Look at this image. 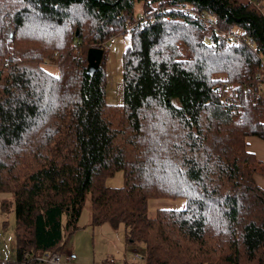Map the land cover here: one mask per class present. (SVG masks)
I'll return each instance as SVG.
<instances>
[{
	"label": "trees",
	"instance_id": "obj_1",
	"mask_svg": "<svg viewBox=\"0 0 264 264\" xmlns=\"http://www.w3.org/2000/svg\"><path fill=\"white\" fill-rule=\"evenodd\" d=\"M135 1L0 0V191L18 256L62 252L88 198L91 223H122L142 244L140 264H264V160L246 141L264 139V12L255 0H141L133 20ZM123 31L122 102L108 104L103 44ZM92 46L103 53L88 70ZM117 170L123 184L106 185ZM150 197L185 205L147 216Z\"/></svg>",
	"mask_w": 264,
	"mask_h": 264
},
{
	"label": "rangeland",
	"instance_id": "obj_2",
	"mask_svg": "<svg viewBox=\"0 0 264 264\" xmlns=\"http://www.w3.org/2000/svg\"><path fill=\"white\" fill-rule=\"evenodd\" d=\"M258 1L264 12V0ZM142 5L143 2L141 0L135 1L132 12L133 20L142 15ZM5 22L4 39L11 42L15 33L8 17ZM9 30L13 31L11 36H8ZM206 32L209 33V30ZM112 34H115L117 49L112 51L103 45L105 55L103 59V69L105 72L104 97L106 103L118 104L122 102V54L128 43L129 33L123 31ZM20 37L23 36H19L17 41L19 44H23L25 40L20 39ZM260 57L264 59L262 54ZM47 58L45 65L52 71L56 70L55 59L52 56H48ZM104 183L108 186L122 185L123 172L121 170L114 171L105 177ZM4 205L7 208L6 211L2 210V206L4 208ZM184 205L185 199L183 197H150L147 200L146 215L153 216L159 208H182ZM11 206L12 194L8 191H0V217H2L0 227L2 231L4 228V235L9 239H12L14 231V214ZM78 224L79 227L68 236L66 245L64 246V248L70 249L77 254L78 259H74V264H102L109 258H113L115 264H140V261L132 259L131 254L133 250L141 253L142 244H132L126 240L122 223L116 226L106 221L98 224L91 223L88 198L82 207Z\"/></svg>",
	"mask_w": 264,
	"mask_h": 264
},
{
	"label": "built area",
	"instance_id": "obj_3",
	"mask_svg": "<svg viewBox=\"0 0 264 264\" xmlns=\"http://www.w3.org/2000/svg\"><path fill=\"white\" fill-rule=\"evenodd\" d=\"M255 4L257 8L262 9L258 1L255 0ZM202 19L209 23L208 18L202 17ZM210 24H211V27H210L211 31L216 30L219 37L224 35L223 31L217 30L213 22H210ZM228 35L230 37H235V35L231 32L228 33ZM248 41L252 43L251 38H249ZM103 45L108 47L107 49H110L112 51L116 50L117 47H116L115 35L113 34L109 35ZM257 78L258 80L256 81L255 86H254V94L257 97H260L262 100H264V86H263L264 59H262L260 56H259L258 67H257ZM229 88L230 87L226 83H222L220 84L219 87H217V92L220 94V96L222 97L225 103L232 101V95H231V92L229 91ZM131 256L133 260L141 261L142 259V253L136 250L132 251ZM75 258H76V254L70 249L59 252L53 248V249L45 251L42 254H38L34 256L24 251L22 252L20 256L17 257L16 260L0 259V264H73V261ZM102 264H115V261L113 258H109L107 261H105Z\"/></svg>",
	"mask_w": 264,
	"mask_h": 264
},
{
	"label": "crops",
	"instance_id": "obj_4",
	"mask_svg": "<svg viewBox=\"0 0 264 264\" xmlns=\"http://www.w3.org/2000/svg\"><path fill=\"white\" fill-rule=\"evenodd\" d=\"M246 141H247V149L252 151L256 155L257 158L264 160V139L258 136H255V135H249L246 138ZM254 180L262 189H264V176L263 175L254 174ZM11 209H12V206H11ZM1 222H2V217H0V224ZM1 229L2 228L0 227V259L15 260L18 257V251L16 247L14 231L12 234V239L11 238L9 239L7 238V236L4 235V228H3V231ZM64 246L61 249L62 251L69 250L67 248H64ZM77 259H78V256L76 254L75 260Z\"/></svg>",
	"mask_w": 264,
	"mask_h": 264
},
{
	"label": "water",
	"instance_id": "obj_5",
	"mask_svg": "<svg viewBox=\"0 0 264 264\" xmlns=\"http://www.w3.org/2000/svg\"><path fill=\"white\" fill-rule=\"evenodd\" d=\"M75 32H77V31H75ZM12 34H13V31L9 30L8 35L11 36ZM102 53H103V49L100 47L92 46V47H89L87 49L86 59L88 62V70L95 68L99 64V62L102 58Z\"/></svg>",
	"mask_w": 264,
	"mask_h": 264
}]
</instances>
